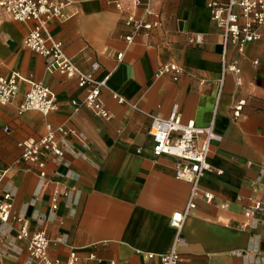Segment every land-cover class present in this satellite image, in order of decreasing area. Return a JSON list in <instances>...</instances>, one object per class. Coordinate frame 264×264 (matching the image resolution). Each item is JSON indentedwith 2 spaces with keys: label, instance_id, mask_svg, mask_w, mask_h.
Instances as JSON below:
<instances>
[{
  "label": "crops",
  "instance_id": "obj_1",
  "mask_svg": "<svg viewBox=\"0 0 264 264\" xmlns=\"http://www.w3.org/2000/svg\"><path fill=\"white\" fill-rule=\"evenodd\" d=\"M210 1L149 0L146 13L130 0H69L66 18L49 22L80 68L92 71L97 61L95 75L109 76L100 99L111 118L86 105L90 85L48 67L44 56L25 45L35 21L17 22L0 11L3 72L31 76L57 95V108L47 115L34 109L19 113L28 89L21 82L12 103L0 107V200L7 190L14 193L13 213L28 220L31 233L46 231L50 257L65 264L75 252V264H161L177 234L170 218L187 207L191 183L176 178L178 157L154 154L150 114L168 116L178 104L183 121L206 127L214 120L222 136L212 142L213 169L201 177L215 199L200 195L187 213L177 245L180 264H264V222L243 227L249 222L248 198L264 199V26L262 36L243 50L230 46L223 53ZM130 12L156 22L132 42L126 40ZM198 34L202 42L195 40ZM224 61L237 63L240 73L226 71L221 84ZM171 63L181 68L177 78L174 70L157 75ZM114 91L126 101L118 102ZM239 100L245 103L236 118ZM48 122L64 155L43 153V181L38 165L19 160V142L39 139ZM60 126L81 137L62 133ZM56 182L69 192L52 212ZM20 228L14 218L0 222V264H42L30 254L27 239L17 237Z\"/></svg>",
  "mask_w": 264,
  "mask_h": 264
},
{
  "label": "built area",
  "instance_id": "obj_2",
  "mask_svg": "<svg viewBox=\"0 0 264 264\" xmlns=\"http://www.w3.org/2000/svg\"><path fill=\"white\" fill-rule=\"evenodd\" d=\"M130 2L135 7L143 6L145 12H149V0H130ZM68 3L69 0H0V11L17 22L35 21V24L25 35V45L44 56L47 59L48 67L55 68L69 77H77L81 86L90 85L85 97L86 105L98 115L111 118L112 114L104 107L100 99L101 89L107 85L109 76L99 78L95 75V72L100 68V63L95 61L91 64L92 71H84L65 52L62 40L57 39L49 29L51 20L66 18L65 6ZM116 5L121 7L122 4L120 1H116ZM209 5L212 18L222 29L223 53L230 46H235L241 51L247 42L262 36L264 0H211ZM125 23L130 28V32L126 35L128 42L134 41L138 34L149 31L156 24V22L149 21L145 14L137 15L131 12L126 15ZM195 40L202 42V36L198 34ZM119 56L122 57V54ZM168 70H174L175 78H177L181 68L176 63L166 64L157 72V75H162ZM228 70L240 73L237 63L227 64L224 61L221 84ZM21 82H26L28 89L24 99L17 107V112L34 109L47 115L57 108V95L51 87L16 70L4 73L1 66L0 107L12 103L14 96L20 90ZM113 97L120 103L126 101L125 97L116 91L113 92ZM244 103V100H239L235 105L234 116L236 118L240 115ZM133 106L138 107L135 103ZM150 116L152 122L149 132L154 142V154L157 156L169 154L178 157L175 176L191 183L187 207L184 210L173 212L170 218L171 226L177 231L174 246L170 252L161 257V264H180L181 256L177 245L183 240L182 229L187 213L196 206L198 196L202 195L208 202H213L215 199L214 192L201 185V177L213 169L209 161L212 142L221 140L222 136L216 132L214 120L206 127L196 125L193 120L183 121L178 104H174L168 116L157 114H150ZM59 130L64 134L69 133L81 137L77 130L71 127L60 126ZM19 145L22 149L19 160L38 165L40 168L38 175L43 181L48 180L43 153L56 158L64 155V149L49 122L46 124V133L43 136L39 139H23ZM7 171L8 168L2 170L1 176L5 175ZM68 192L60 182H56L51 194L52 212L57 210L61 194H68ZM239 199H242V196ZM248 199L250 203L246 206L244 215L249 219V222L243 224L245 228L264 222V199L252 197ZM13 200L14 193L7 190L0 200V222L7 223L11 218L17 219L21 222L17 237L27 239L28 250L33 257L42 264H63L60 259L50 257L48 252L50 240L46 231L31 233L28 228V220L13 213ZM153 255L149 253L148 257L152 258ZM77 260V254L72 252L65 264H75Z\"/></svg>",
  "mask_w": 264,
  "mask_h": 264
}]
</instances>
